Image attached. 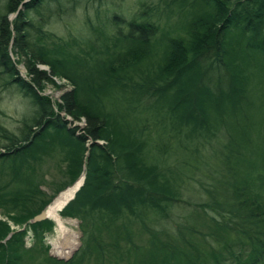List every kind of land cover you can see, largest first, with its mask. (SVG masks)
I'll return each instance as SVG.
<instances>
[{
  "label": "trees",
  "instance_id": "16d2710c",
  "mask_svg": "<svg viewBox=\"0 0 264 264\" xmlns=\"http://www.w3.org/2000/svg\"><path fill=\"white\" fill-rule=\"evenodd\" d=\"M77 1L0 0V86L27 105L14 132L0 123V264H264V0H162L164 29L144 7L80 40L48 33ZM52 78L70 86L54 103ZM54 161L52 195L83 174L60 211L82 233L66 261L47 255L49 221L27 224Z\"/></svg>",
  "mask_w": 264,
  "mask_h": 264
},
{
  "label": "rangeland",
  "instance_id": "374dc122",
  "mask_svg": "<svg viewBox=\"0 0 264 264\" xmlns=\"http://www.w3.org/2000/svg\"><path fill=\"white\" fill-rule=\"evenodd\" d=\"M77 2L76 9L71 11L67 16L63 17L62 22L49 24L46 27V31L55 37L63 38L64 40H80L81 37L86 35V32H90V27H95L99 21L105 22L107 17L112 13L128 20L137 11L144 10V7H157L158 16L156 17L160 28H167L176 20V17L172 14L169 15L170 17L168 19L166 8L162 5V0H80V2ZM171 11H175V8H171ZM13 17L14 15L8 16V20H12ZM11 57L15 62L18 60L16 59L15 55H12V53ZM36 68L38 70L47 72L46 66L37 65ZM16 69L20 77H26L25 70L21 63H16ZM52 81V85L49 83L43 84L40 94L48 97L51 103L59 102V96L63 92L70 90V86L58 78H52ZM253 92L256 93L257 96V90H253ZM255 102L257 105L260 104L258 99ZM26 113L27 105L25 101L22 100L21 97L14 93L10 88L3 89L0 86V123L3 124L7 130L14 132L20 119ZM248 114L249 118L247 120V124H251L248 130L252 134L255 131L254 126H257V124L253 121V117L254 119H257L261 116V112L256 110L253 111L252 109L248 111ZM66 119L69 120L67 117ZM83 124L84 123L82 120L74 123V125L78 128H81ZM239 124L242 126L243 121ZM45 166V182L41 183V189L50 197L49 203L45 206L47 209V207L51 205L63 191L73 186L77 181H74L72 184L52 195V189L64 181L63 170L62 167L55 161L47 162ZM60 211H58L57 215L62 221L61 223L63 226H58L53 218L47 217L46 220L50 222L51 227L49 232L44 235L43 243L48 246V256L57 260L59 259L66 261L70 259L80 248L82 233L79 226L80 221L75 218L61 217ZM2 219H4V217H2L0 214V220ZM24 240L26 246L31 245L32 240L30 238L29 232ZM143 242L144 241L142 237L135 238L134 241V243L137 245H142ZM70 245L72 246L70 247ZM62 250H64L62 255L57 254ZM143 252L148 254L146 249L139 251V254Z\"/></svg>",
  "mask_w": 264,
  "mask_h": 264
},
{
  "label": "bare ground",
  "instance_id": "6f19581e",
  "mask_svg": "<svg viewBox=\"0 0 264 264\" xmlns=\"http://www.w3.org/2000/svg\"><path fill=\"white\" fill-rule=\"evenodd\" d=\"M83 180V174L81 177L77 180V182L69 187L67 190L63 191L54 201L51 205L47 207L46 211V216L49 218H53V220L58 224V226H63L62 221L58 218V211L62 209V207L65 205V203L73 196L75 191L78 189L80 184L82 183ZM72 245H70L71 247ZM67 250V249H66ZM65 250V251H66ZM64 253V250L60 251L59 255H62Z\"/></svg>",
  "mask_w": 264,
  "mask_h": 264
},
{
  "label": "water",
  "instance_id": "95a60500",
  "mask_svg": "<svg viewBox=\"0 0 264 264\" xmlns=\"http://www.w3.org/2000/svg\"><path fill=\"white\" fill-rule=\"evenodd\" d=\"M81 184H82V183H81ZM81 184H80V186H81ZM80 186H79V187H80ZM77 190H78V189H77ZM77 190H76V191H77ZM76 191H75V192H76ZM73 196H74V194H73ZM73 196H72L68 201H70V200L73 198ZM68 201H67V202H68ZM67 202L65 203V205L67 204ZM65 205H64V206H65ZM64 206H63V207H64ZM63 207H62V208H63ZM45 210H46V207H44V208H43L38 214H36V215L33 216L30 220H28V221H27V224L38 223V222H41V221L46 220V219H47V216H46V211H45ZM8 236H9V235H8ZM8 236H7V237H8ZM58 260H59V259H58Z\"/></svg>",
  "mask_w": 264,
  "mask_h": 264
}]
</instances>
